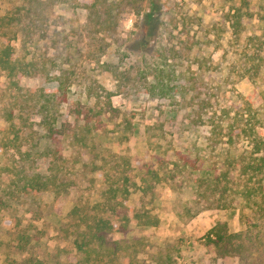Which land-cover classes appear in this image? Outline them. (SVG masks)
<instances>
[{
    "label": "rangeland",
    "instance_id": "1",
    "mask_svg": "<svg viewBox=\"0 0 264 264\" xmlns=\"http://www.w3.org/2000/svg\"><path fill=\"white\" fill-rule=\"evenodd\" d=\"M238 3L0 0V16L13 17L6 31L15 57L30 70L22 86L40 87L39 76L61 74L68 86L61 121L90 126L100 159L129 156L138 184L154 172L163 178L154 185L151 203L160 222L144 226L133 219L128 230L110 234V239L122 241L123 256L108 264H264V221L241 199L227 208L203 207L206 201L198 199L194 182L195 175L222 166L228 153L239 156L251 149L240 138L210 144L212 112L218 116L230 110L232 115L245 99H256L257 91V103L264 106V68L253 81L242 67L249 52L264 57V0H252L254 16L244 19L237 43L225 14ZM159 72L176 86L174 91L161 95L153 87L162 78ZM3 80L0 71V94ZM196 93L210 99L207 113L195 103ZM31 118L42 132L39 117ZM8 125L0 119V128ZM67 134L53 144L73 171L77 146L71 132ZM1 139L0 129V146ZM10 161L11 151H0V264H30L31 258L45 264H81L71 224L76 192L59 200L53 191L15 192L4 169ZM173 162L185 169L174 172ZM48 166L41 159L37 167L47 172ZM141 196L136 190L131 204L138 205ZM219 223L226 224L228 233L252 238L246 256L233 250L221 255L215 237L209 240L207 235ZM25 237L29 242L22 249Z\"/></svg>",
    "mask_w": 264,
    "mask_h": 264
},
{
    "label": "trees",
    "instance_id": "2",
    "mask_svg": "<svg viewBox=\"0 0 264 264\" xmlns=\"http://www.w3.org/2000/svg\"><path fill=\"white\" fill-rule=\"evenodd\" d=\"M251 4L252 0H239L225 14L232 38L237 43L243 32L244 19L254 16ZM12 20L13 17L0 16V71L4 75L1 82L0 119L9 124L0 128V151H11V161L4 168L10 175L9 189L24 195L53 191L56 200L75 191L77 196L71 211V224L78 261L81 264L114 263L123 256L120 248L122 241L110 239V234L128 230L133 219L144 226H156L160 222L151 203L156 194L154 185L163 178L154 172L151 179L142 178L141 184H138L132 176L133 167L129 156L113 154L109 160L100 159L89 135L90 126L61 121V105L68 100V86L61 74L39 76L40 87L30 89L22 86L21 81L30 70L26 65H20L15 57V48L6 31ZM245 55L243 75L256 81L264 68V57L260 52ZM159 73L162 78H157L153 87H158L161 95L174 91L176 86L165 81L163 74ZM256 93V99H245L234 114L231 115L230 110H223V114L215 116V110L209 117L211 128L207 140L210 144L216 146L224 137L231 141L240 138L251 145L248 154L237 156L228 153L222 166H216L213 172L205 176L195 175L194 182L198 199L201 203L206 201L203 207L227 208L236 199H241L264 221V106L257 103L261 93ZM200 97L196 93L193 99L197 98L195 103L207 113L210 99ZM34 116L39 117L37 125L42 132L34 128L31 118ZM69 132L72 142L77 146L72 157L73 171L66 165L68 159L53 144L69 135ZM41 159L49 161L47 172L38 170ZM173 163L176 165L174 172L185 169L184 165ZM136 190L142 192L138 205L130 202ZM225 227V223L212 227L207 234L209 240L215 237L213 242L220 248L222 256L231 255L232 250L235 251L234 255L246 256L253 248L248 241L252 238L246 239L243 232L228 233ZM235 238H240V242H234ZM28 242L29 238L25 237L20 247L24 249ZM233 244L238 248H233ZM30 264L45 263L31 258Z\"/></svg>",
    "mask_w": 264,
    "mask_h": 264
}]
</instances>
